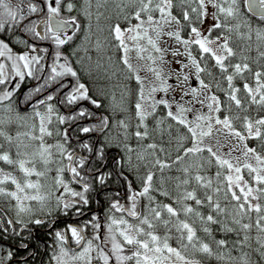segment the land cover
<instances>
[{
  "label": "snow or ice",
  "instance_id": "snow-or-ice-1",
  "mask_svg": "<svg viewBox=\"0 0 264 264\" xmlns=\"http://www.w3.org/2000/svg\"><path fill=\"white\" fill-rule=\"evenodd\" d=\"M136 5V8L130 19L137 23H130L127 28H121L117 24L112 29L114 40L117 42L116 48L122 51L121 60L130 73H133L139 90L134 103L135 118L137 119V131L134 132L137 140H144L149 136L147 121L149 117H155L158 109L163 106L166 111L165 117L160 118L157 123L162 124L165 119L174 121L177 125L187 130L189 135H181L177 139L179 145L178 152L182 150L183 155H177L172 164L167 163L158 157L152 162L153 168H159L161 172L170 168L172 165L179 164V169L185 175L184 179L177 177L176 188L190 183L189 174L191 170H199L212 163L211 159L204 160L201 153L205 150L211 157L215 158V164L218 169H226L227 175L222 171L216 172L218 184L215 188L212 186V180L205 176L196 174L194 179L196 184L205 189H212V194L205 193L204 199L197 198L196 191H187L180 193L174 200L179 207H173L169 203H157L156 197L151 195L153 191H158L159 195L170 197L171 193L167 190L157 189L153 186L154 172L149 170L141 180L142 188L140 191H132V185L129 182L128 188L131 194L128 196L130 207H125L118 202H112L106 213L107 222L102 224L100 217L92 214L91 219L85 221L81 227L67 225L64 230H55L56 225L61 222L62 217L69 215H83L92 199L93 192L99 193L109 182L113 175L123 177V172L106 173L101 171L100 166L93 167L87 156L77 155L75 151L69 152L66 144L69 141L67 130L61 133L59 129L54 133L51 130L53 116L56 115L55 106L49 101L54 99L52 94L47 95L37 103L30 104L32 108L31 115H21L16 112L15 120L22 122L28 131L17 132L10 136L4 131L3 126L11 123L12 119L0 118V137L4 138L7 148L0 144V162L13 167L21 174L17 177L12 172H5L0 168V199L7 200L10 203V209L15 210V219L0 216V264H30L34 261L35 255L32 250V242L36 239L34 232L41 229H47L45 234L54 235L58 245V251H54L49 257L48 264H110L114 258L115 264H200L199 261L189 258L193 253L213 255V250L208 243L201 242L197 236V229L193 223L187 220L178 219L182 212L186 217L194 216L202 225V231L211 235L210 225H219L220 229L226 233L236 232L237 235L244 233L242 240H237L236 244H247L251 237L249 231L255 227L257 236L256 241L259 245L253 251L264 259V154L258 153L255 148L249 147L246 140L258 139L261 141V147H264V116L257 119H251L239 114L236 116L224 115L221 119L219 114L222 111L231 112L233 105L236 109L247 112L244 103L256 105L264 109V71H255L252 73L255 87L249 83H243L242 90L246 94L245 100L238 95L241 88L235 86L234 81L237 78L245 79V72H252L249 64L246 62L232 64L230 59L236 55L233 48L229 46V36L224 33L238 31L244 26L251 32V23L248 17L258 18L264 24V0H179L180 5H188L182 11L181 18L173 14L175 7L174 0H130ZM195 4L194 7L191 5ZM64 6L61 0H40L39 3L33 0H18L12 4L10 0H0V33L12 32L14 26L22 27L23 31L29 34L37 41H47L55 45V62L50 66V74L44 79V84L39 85L30 92L25 102L29 103L33 93H40L50 82H57L58 78L70 76L76 79L71 90L66 93L64 100L60 103L73 105L79 101H88L94 107L100 108L101 104L89 95V89L84 83L79 82L77 72L64 57V63H58L63 56L62 46L73 40L75 31L71 35H65L69 28H78V22L75 17L65 18L62 13ZM74 8L73 3L66 4V10L70 13ZM153 13H158L159 18L154 17ZM33 14H42L39 20H29L28 23H22L28 20ZM211 18V26L207 29L208 34H203L196 26L203 25L207 18ZM129 19V17H125ZM235 22V23H233ZM43 25V32L38 31V26ZM175 25L174 31H166L167 27ZM184 27L189 28V38L184 39L181 32ZM219 30V34L212 38V33ZM162 36L174 39L184 48L183 52L172 50L173 57L186 56L187 63L179 60L175 62L180 64V70L175 71L174 76L169 73L167 77L163 74L162 68L149 66L147 71L153 73L155 80L149 87H145L144 78L137 74L136 69L130 63L129 53L135 51L138 60H144V53H147V60L152 64L159 61L161 64L170 63L165 60L166 52L169 48L160 47L159 41ZM256 40L259 45L264 46V27L255 30ZM222 41V42H221ZM25 43L29 51L19 54L13 53L10 47L12 40L8 36H0V57L11 63V71L5 63L0 62V85L12 83L11 77H18L19 82L14 84L12 90L7 87L0 91V106L6 113L16 111L10 104H3L9 101L14 92L20 88V82L25 77L36 80L41 79L38 72L44 71V65L41 61L44 56L33 55L30 53L44 52L48 53V48L39 47L32 43ZM130 42V43H129ZM146 42V43H142ZM198 48L199 60L193 55L192 46ZM156 54V55H154ZM260 57L264 58V51L260 52ZM207 59L214 61L213 67L218 69L227 82V88L222 89L220 83L216 82L218 91H223L227 98L225 104L216 94H211L210 83H205L202 78L203 73L212 76L213 73L207 66ZM244 60L247 57L243 58ZM201 61L205 65L201 66ZM231 69V71H229ZM187 70V71H185ZM194 76L198 82L197 86H192L189 81ZM174 79L176 87L169 83ZM66 85L60 83L56 88L60 89ZM170 91H179L180 100L185 97H191V100L180 103L175 98L166 99L161 97L157 99V93L168 94ZM185 104L189 106H185ZM199 104L202 108H207V113L196 110L193 105ZM38 105L45 106V111L38 110ZM173 105L175 110L173 111ZM196 112L194 119H189L188 114ZM92 115L87 110H80L79 117ZM77 117L66 118L62 115H56V120L63 125L67 120H75ZM237 120H242L241 127L246 132L242 134L234 125ZM38 121V131H37ZM214 122V123H213ZM109 125L108 117H101L99 123L93 127H82V133L103 132ZM119 125L127 130L129 127L125 121H119ZM219 127H215V126ZM171 127V125H169ZM143 128V131L139 129ZM220 132L227 130V134L239 141V144L230 149L240 151L244 159L240 163L241 157H236V164L223 158L214 152L211 147L203 146L204 138L212 135L213 131ZM61 137L56 143H47L46 137ZM127 139V136L125 137ZM190 139L191 146L186 147L182 143ZM219 143V141H218ZM242 146V147H241ZM83 150L89 153H95L97 161H103V148L94 150L88 143L79 144ZM155 144H148L147 149H156ZM126 150L131 153L133 149L125 145ZM15 149V158L12 150ZM163 151V149H161ZM155 155V153H150ZM59 157L57 159L56 157ZM143 160V154L137 157ZM130 159V157H129ZM254 159L255 166L248 161ZM67 161L65 163L64 161ZM117 163H120L119 161ZM55 164V168L52 165ZM242 169L247 170L251 180H247L242 175ZM55 175L49 179V174ZM70 174V180L65 179V173ZM223 179L220 180V177ZM35 177V179H33ZM254 182L257 187H252ZM79 185L82 190L78 191L71 185ZM99 187H96V185ZM8 185L12 187L9 188ZM222 185V186H221ZM223 193V199L228 201L224 207L220 204V194ZM214 196L216 199L214 200ZM147 198L148 204L145 206V212L142 215L138 210V199ZM55 201L53 207L52 201ZM205 200L209 208V214L205 217L196 208L190 206L187 201H194L197 206H204ZM34 202V203H33ZM155 204V206H153ZM38 206V207H37ZM127 213L137 223H130L123 215L117 218L112 211ZM42 213L37 216L36 213ZM215 213V215H213ZM255 213V221H252V214ZM167 214V219L164 215ZM220 217H223L221 219ZM172 218H177L173 220ZM248 222H244L245 220ZM20 226L24 231H17ZM91 227V238H86L84 230ZM163 226L170 231L175 228L178 233L176 241L178 247H173L169 240L172 239L167 233L163 236L157 234V229ZM27 232V239L24 237ZM71 234V239L80 249L79 251L70 250L65 247L66 234ZM111 245L107 251L105 247ZM218 249H223L227 241L219 239L215 241ZM11 249V250H9ZM23 250V252H21ZM130 252V254H125ZM20 253L17 259V254ZM217 259L224 260L222 253L217 255ZM235 264H250L249 253H244L237 260L235 257H228ZM40 264H44L43 261Z\"/></svg>",
  "mask_w": 264,
  "mask_h": 264
},
{
  "label": "trees",
  "instance_id": "trees-1",
  "mask_svg": "<svg viewBox=\"0 0 264 264\" xmlns=\"http://www.w3.org/2000/svg\"><path fill=\"white\" fill-rule=\"evenodd\" d=\"M175 7L173 9L174 15H177L178 18H181V23L185 24V22L182 20V11L184 8H188L190 10V7L188 5L181 6L179 0H174ZM192 6V5H191ZM194 7V6H192ZM135 6L132 7H117V6H107L100 9H95L94 12H92V15H90V21L88 24L90 25H96V27H100L97 29L96 27H93V35L90 37L89 41L86 42L90 43L94 47L98 49L105 48L104 45L108 43H114L115 45L117 42L114 40V37L112 35V29L113 26L116 24H119L121 27L128 26L130 23L134 24L136 23L135 20L132 19H125L126 12L131 11V16L135 10ZM251 23V32L244 26H241V28L238 31H234L232 33L225 32V35L229 36V46L233 48L236 55L230 59V62L232 64L235 63H242L246 62L249 64L250 68L252 69V72H245L244 78L240 79L237 78L234 81V84L236 87L241 88V92L238 94L242 100H245L246 94L242 90L243 83L247 82L250 84V86L255 87V81L253 78L252 73L255 71H264V58L260 57V52L264 51V46L259 45L258 41L256 40L255 36V30L257 28L264 27V24L256 20L255 18L248 17ZM116 22V23H115ZM235 23V22H233ZM197 27L200 26V24L196 25ZM189 28L184 27L183 31L181 32L182 38H188L189 35ZM219 34V30L214 31L211 35L212 38H215L216 35ZM97 35H100L97 36ZM89 46V45H87ZM192 51L195 56H197V59L199 60V52L197 46H192ZM247 57L246 60L243 58ZM207 66L209 70L213 73L212 76H208L207 73L202 74V78L205 80V83H210L212 85L211 91L213 94H216L222 101L227 103V98L224 95L223 91H218L216 88V82L218 81L220 83V86L222 89L227 88V82L224 80L223 75L219 72L218 69L214 68V61L207 59ZM205 65V61H201V66L203 67ZM231 71V69H229ZM131 97H132V108H131V115H128L124 119H114L109 120L108 127L103 132H98V142L95 147V150H99L100 148H103L104 151V159L103 161H97L96 155L93 159H91V163L93 167L100 166L101 171L106 173L111 172H123V176L127 177V183L129 182L132 185V191H140L142 188L141 180L138 179V177H143L147 174L149 170L154 172V179H153V186L157 189H163L167 190L171 193L170 197H164L159 195L158 191H153L151 195L156 197L157 203H169L172 204L173 207H179L177 204L174 203L175 198L185 190L187 191H196L197 198L204 199L205 193L212 194V189H205L203 187H200L196 184L194 179H191V177H194L196 174H200L202 176L207 177L208 179L212 180V186L215 188L218 184V179L216 177V172L218 170L222 171L223 175H227L226 169H218V167L215 164V158L211 157L210 154L205 150L203 153H201V157L204 160L211 159L212 163L209 165H206L205 168L199 170V173H197V170L193 169L191 170L189 174L190 183L188 185H181L179 189L176 188V185L178 183V180L176 179L179 177L180 179H184L185 175L182 171L179 169L182 167V165L175 164L172 165L170 168H166L163 170V172L160 171L159 168H153L152 162L158 157L161 160L166 161L169 164H172V161L175 160L176 156L183 155L182 150L178 152V143L177 139L181 135H189L187 133V130L184 129L182 126L177 125L174 121H171L170 119H165L162 124L157 123V121L165 117L166 111L163 106H161L155 117H149L147 123L149 136L145 138L144 140H137V138L134 135V132L137 131V119L135 118V110H134V103L136 100V96L139 90V85L137 84L135 77L133 73H131ZM109 80V78H107ZM44 84V79L34 88L38 87L39 85ZM45 90V88H43ZM42 90V91H43ZM54 96V94H53ZM122 98H124L122 96ZM123 100V99H122ZM61 101V99H60ZM59 101V103H60ZM117 109H123L124 101H120L119 94L117 95ZM55 106V105H54ZM244 108L247 109V112L238 110L233 105L232 111L229 113L227 111H222L221 113L217 114L222 119L224 115H232L236 116L239 114L241 117L244 115L249 116L251 119H257L261 116H264V109L259 108L256 105H250L247 102L244 103ZM125 121L126 124L129 125L127 130L122 128L119 125V121ZM242 120H237L234 122V125L238 131H241L242 134H245L244 130L241 127ZM171 125V127H169ZM52 131L55 133L57 129L60 130L61 133H64L65 130H67V134L69 136V141L66 144V147L69 152L75 151L77 155L80 156H87L89 157L91 153L87 152V150H83L79 147L80 143H83L80 139L82 138L79 134L80 129V123H78L76 120H68L65 124L61 125L58 123L56 119L53 120L52 125L50 126ZM4 131L8 133V135L12 136V126L4 125L3 126ZM140 131H143V128L139 129ZM28 131V128L23 126L22 122L16 121V133L17 132H25ZM37 131H38V121H37ZM127 136V139L125 137ZM4 139L3 137H0ZM57 139H61V142H63L61 137H56L55 135L53 137H46L47 143L54 144L56 143ZM91 141L93 142V137H90ZM87 143V141H84ZM91 142V145L93 143ZM247 145L249 147L255 148L258 153L264 154V147H261V141L258 139H249L246 140ZM184 146L190 147L191 141L190 139H186L182 142ZM0 144H4L5 147H7V143L5 141L0 142ZM148 144H155L157 147L156 149H147ZM125 145L128 147H131L133 151L129 153ZM206 148V147H205ZM109 153V158L106 160V152L111 150ZM163 149V151H161ZM155 153V155H150V153ZM13 158H14V151L12 150ZM115 154L118 155L117 162L115 163L113 167L109 166L110 160L115 156ZM139 154L144 155L143 160H139L137 157ZM130 157V159H129ZM59 159V157H56ZM67 163V161H64ZM55 164L52 165L53 168H55ZM0 167L4 169V171L12 172L14 175H16L18 178L21 177V174L16 171L13 167L5 165L3 162H0ZM55 175L54 172L49 174V179L51 176ZM65 179L70 180V175L66 172ZM113 176L107 183V185L99 192L95 193L93 192L91 194L92 199L90 204L84 208L83 215L76 216L74 214L69 215L67 217L68 224H77L80 227L84 225L85 221H88L91 219L92 214H96L100 216V221L102 220V224L106 223V213L108 212L109 205L112 202H118L121 204L122 200L118 198L117 192L122 193L121 189H118L117 192L113 190V187H119L120 185H116L113 180ZM35 179V177H33ZM223 179V176L220 177V180ZM123 183L125 184V191L128 194V196L131 194L129 191L128 185L126 184V180L123 179ZM76 190L80 191L82 188L79 185H71ZM222 186V185H221ZM9 188H11V185H8ZM96 187H99L97 184ZM128 196L124 199V204L126 207H130V202L128 201ZM141 201V214L143 215L145 212V206L149 203L147 198L141 197L139 198ZM216 197L214 196V200ZM10 203L7 200L0 199V206L7 212L8 216L12 218L13 220L15 217V210L10 209ZM34 203V202H33ZM187 203L196 208L198 211H200L205 217L209 214V208L207 207V201L205 200L204 206H197L195 205L194 201H187ZM220 204L222 207H224L226 204H228V201L223 199V193L220 194ZM52 205L54 207L55 201H52ZM155 206V204H153ZM38 207V206H37ZM112 214L115 215L117 218H119L121 215L125 217V214L112 211ZM37 216H42V213L37 212ZM215 215V213H213ZM126 218V217H125ZM164 218L167 219V214L164 215ZM223 219V217H220ZM128 219V218H126ZM173 220L177 218H172ZM178 219L180 220H187L189 223H195L193 226L197 229V236L199 237V240L204 243H208L210 247L213 250L212 256H207L206 254L201 253H193L189 258L199 261L202 264H235L234 261H231L228 259L229 256L238 258L242 256L244 253H249V259L250 264H264V259H262L257 252H254V248H258L259 245L256 241L257 232L255 227H253L249 231V236L251 237L250 241L247 244H236L237 240H242L244 233L241 232L239 236L236 232L233 233H226L220 229L219 225H210L212 228L211 235H207L202 231V225L198 219H196L194 216L192 217H186L182 212L179 214ZM129 221H133L128 219ZM252 221L254 223L255 221V213L252 214ZM134 223H137L138 221H133ZM244 222H248L246 219ZM59 227H61V222L57 224ZM67 227V226H66ZM17 229H20V231H24L20 226H17ZM38 238L41 237L43 234H39L38 230L36 231ZM25 233V232H24ZM84 233L86 235V238H91L92 235V229L91 227H87L84 230ZM168 234L172 237V239L169 240V243L173 247H178L176 237L178 233L176 232L175 228H171L170 231L166 230L163 226L157 229V234L160 236H163L165 234ZM27 239V237H25ZM219 239H225L227 241L226 246L223 249H218L215 241ZM44 240V239H43ZM46 242V241H44ZM111 245H107L105 247V250L107 251L110 249ZM71 250V249H70ZM73 250V249H72ZM75 251H79L80 249H74ZM23 252V250H21ZM219 253H222L225 257L224 260L217 259V255ZM20 253L17 254V258L19 257ZM51 255L49 253H46L42 251V248L40 249L39 255L35 257L34 261H30V264H40L41 261L44 262V264H48L49 257ZM94 264H97V262L94 261ZM110 264H115L114 258L110 261Z\"/></svg>",
  "mask_w": 264,
  "mask_h": 264
},
{
  "label": "flooded vegetation",
  "instance_id": "flooded-vegetation-1",
  "mask_svg": "<svg viewBox=\"0 0 264 264\" xmlns=\"http://www.w3.org/2000/svg\"><path fill=\"white\" fill-rule=\"evenodd\" d=\"M10 2L12 4H16L18 0H10ZM33 2L39 3L40 0H33ZM68 2H71L74 5V8L70 13L66 10V4ZM49 3H53L54 5V0H49ZM61 3L64 6L62 8L61 14L65 18L75 17L79 27L73 28L72 30L68 29L65 33V35H71L72 32L75 31L76 34L73 37L72 41L62 46L61 51L63 52V56L58 61V63H64V57H67L68 62L73 67V70L77 72L79 82L84 83L86 85V87L89 89V95L92 98L96 99L101 104V107L96 108L88 101H79L78 103H75L73 105H68L66 102L59 103L60 99L61 101L64 100V96L66 95V93L70 91L72 85L76 83L77 78H73L70 76L58 78L57 82H50L49 85H46L44 87L45 90L41 91L40 93H33L31 101L29 103H26L25 99L27 95L32 92L35 86H37L43 79H45L50 74V66L55 62V45L51 42V40L37 41L33 39L29 34L25 33L22 27L14 26L12 32L0 33V36H8L12 40L10 47L13 48L14 54L29 51V49L26 47V44L20 43L19 41H25L34 45L38 44L39 47L48 48L49 51L48 53H30L33 55L38 54L44 56V59L41 61V64L44 65V71L37 73V75H39L41 79L36 80L26 76L25 80L23 82H20V88L14 92L11 99L9 101L3 102V104L5 105L10 104L11 107L16 111L6 113L3 111L2 106H0V118L11 117L12 119V122L6 125L12 126L13 137L16 135V112L18 111L21 115H31L32 108L30 104L37 103L39 100L44 99L49 94H54V99L52 101H49L48 103L55 105L56 115H62L66 118L76 116L77 118L75 120L80 123V129L82 127H93L94 125L99 123L101 117H108L109 120L124 119L132 113V78L131 73L128 71V69L121 60V57L123 55L122 51H119L114 43H108L104 45L105 48L98 49L90 43L86 44V42H88L90 37L94 34L93 27H96V25H88L90 24V15H92V12H94L95 9H100L107 6L130 7L132 9V7H136V5L132 4L130 0H61ZM192 6H195V4H192ZM125 15L126 17L131 18V11L126 12ZM153 15L154 17H156L159 14L153 13ZM41 16L42 14H33L31 17L28 18V20H25L22 23H28L29 20H39ZM255 19L259 21L258 18ZM207 22H211L210 17L207 18ZM115 26L116 24L113 26V28ZM128 26H125L124 28H127ZM99 28L100 27H98L97 29ZM121 28L123 29V27ZM38 31L43 32V25L38 26ZM205 34L208 33L206 32ZM97 36L100 37V35ZM0 62L5 63L8 68V71H11V63L9 61L5 60V58L3 57H0ZM107 78H109V80H107ZM10 79L12 80V83L6 82L5 85H0V91H3L5 87H7L9 90H12L14 84L16 82H19L18 77L10 76ZM60 83L66 85V87L60 89V91L57 92L56 88ZM118 94L120 96V101H124V105L122 107L123 109H117L116 102ZM122 96L124 98H122ZM82 109L87 110L89 113H92V115L79 117L78 113ZM38 110L44 112L46 109L45 106L38 105ZM56 115L53 116V120L56 119ZM66 122H68V120ZM80 129L78 130L80 136L82 137L80 140L82 142L87 141V143L95 150V147L98 142V132L82 133ZM90 137H93V142L91 141ZM3 141L4 139L1 138L0 142ZM91 142L93 143V145H91ZM13 151L15 158V149H13ZM110 151H112V149L106 152L105 163L106 160L109 158ZM94 156L95 153H91L89 159H93ZM117 158L118 155L115 154V156L110 160V167H113L115 165V163L117 162ZM112 180L116 185H120V188L113 187V190L115 192H117L118 189H121V191H123L122 193L117 192V196L119 199L122 200L121 204L125 203L124 199L126 198V196H128V194L125 191L123 177H117L116 175H113ZM126 184L128 185L127 180ZM97 214L98 213H96V215ZM0 216L9 217L7 212H5V210L1 206ZM61 224V227L56 225V228L53 229V232L55 230L66 229V226L69 225L67 217L61 218ZM71 225L80 227L77 224ZM17 231H20V229H17ZM38 232L39 234L43 235L38 238L36 234L37 232H34L33 234L36 239L32 242L31 247L35 257L39 255L41 248L42 251L45 252V254L49 253L50 255L54 251H58V245L54 239V235L45 234L47 232V229H41L38 230ZM24 237H27V232L24 233ZM65 247L71 250L79 249L77 248L75 242L71 239L70 233L66 234ZM13 264H15V261H13Z\"/></svg>",
  "mask_w": 264,
  "mask_h": 264
},
{
  "label": "rangeland",
  "instance_id": "rangeland-1",
  "mask_svg": "<svg viewBox=\"0 0 264 264\" xmlns=\"http://www.w3.org/2000/svg\"><path fill=\"white\" fill-rule=\"evenodd\" d=\"M156 18H159V15L156 16ZM210 26H211V22H209V23L206 22L205 24L200 25L198 28L201 30V32L203 34H205L207 32V29ZM175 28H176V26L172 25L170 27H167L165 30L166 31H174ZM188 38H184V39H188ZM142 43H146V42H142ZM159 44H160V47H162V48H167V44H170L171 50L166 52V54H165V60L169 61L170 63L161 64L159 61H157L156 64H152L150 61L147 60V55H148L147 53L143 54L145 56L144 60H138L136 58L135 51H132L131 53H129L130 63L133 65V68L136 69L137 74H139L141 77L144 78V84H145L146 88L151 86L154 83H158L155 80V76L153 75V73L147 71V68L149 66H152L155 68H162L164 76L167 77L169 75V73H172L174 76L175 71L180 70V64H177L175 62L176 60H179L182 63H187V57L186 56L173 57L171 55L172 50H179L180 52L184 51L183 46L178 44L174 39L169 38L167 36H162L160 41H159ZM154 55H156V54H154ZM193 55H194V53H193ZM185 71H187V70H185ZM169 83L172 84L173 87H176L174 79H170ZM189 83L192 86L198 87V82L195 80L194 76L191 77ZM211 94H213L212 91H211ZM156 97H157V99H159L161 97H164L166 99L175 98V100L179 101L180 103H184L185 101L191 100V97H185L184 100H180V92L179 91H175V92L170 91L167 95L164 93H157ZM185 106L187 107L189 105L185 104ZM193 107L198 111L207 113L206 107L202 108L201 105H199V104H194ZM172 110L173 111L175 110V105H173ZM195 115H196L195 111L192 113H189L188 114L189 119H194ZM215 127H219V126L217 125ZM245 135H246V133H245ZM218 141H219V143H218ZM245 143H247V142L245 141ZM238 144H239V141L237 139L233 138L232 136L228 135L227 130H222L220 132H216L214 130L211 136L204 138V142H203V146H205L206 148L211 147L214 152H217L218 155H221L223 158L230 160V162H232L233 164L237 163V161L235 159L236 157H241L240 163L243 164L244 159L241 156L240 151H233V152H231V154H229L230 149L237 146ZM248 162L253 164V166H255L256 162L254 159H251ZM5 172H7V171H5ZM242 175L244 176L245 179L251 180L247 170L242 169ZM251 186L257 187V185L254 182L251 183ZM130 223H134V222H130ZM125 254H130V252L126 251ZM200 264H202V263H200Z\"/></svg>",
  "mask_w": 264,
  "mask_h": 264
},
{
  "label": "water",
  "instance_id": "water-1",
  "mask_svg": "<svg viewBox=\"0 0 264 264\" xmlns=\"http://www.w3.org/2000/svg\"><path fill=\"white\" fill-rule=\"evenodd\" d=\"M73 28H69V30H72ZM169 46H170V44H167V48H169ZM138 210L140 211V213H141V205H140V200H138ZM126 214V216H127V213H125ZM100 217V216H99ZM128 217V216H127ZM128 218H130V219H133L132 217H128ZM101 223H102V220L100 221ZM78 227V226H77ZM77 248H78V246H77Z\"/></svg>",
  "mask_w": 264,
  "mask_h": 264
}]
</instances>
